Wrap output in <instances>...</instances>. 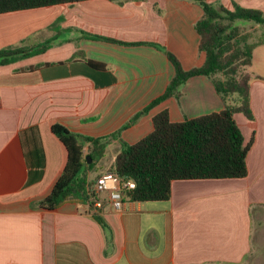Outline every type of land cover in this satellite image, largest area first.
Masks as SVG:
<instances>
[{
	"label": "crops",
	"instance_id": "1",
	"mask_svg": "<svg viewBox=\"0 0 264 264\" xmlns=\"http://www.w3.org/2000/svg\"><path fill=\"white\" fill-rule=\"evenodd\" d=\"M237 1L264 11V0ZM202 15L192 0H83L0 14V49L51 41L0 65V264H264V43L248 67L253 117L235 114L245 142L253 140L245 177L174 180L169 200L124 197L120 210L108 192L93 210L38 205L67 163L54 123L93 137L118 133L97 161L114 147L104 170L121 139L148 135L159 112L183 121L225 107L213 80L199 75L133 121L166 92L175 73L168 53L186 70L205 62ZM57 20L59 29L49 28Z\"/></svg>",
	"mask_w": 264,
	"mask_h": 264
},
{
	"label": "trees",
	"instance_id": "2",
	"mask_svg": "<svg viewBox=\"0 0 264 264\" xmlns=\"http://www.w3.org/2000/svg\"><path fill=\"white\" fill-rule=\"evenodd\" d=\"M79 1L83 0H0V14ZM192 1L203 9L196 29L206 60L203 65L186 70L174 54L168 53L175 73L166 92L139 112L133 121L156 103L177 94L181 85L199 75L213 80L225 107L183 121H172L169 111L164 110L153 117L154 129L148 135L134 143L121 139L120 151L110 170L124 181H135V188L123 191V197L132 201L169 200L174 180L242 178L248 174L247 155L253 140L245 142L235 114L244 112L253 117L248 67L252 64L253 49L264 43V38L249 40L251 34L244 33L236 22L245 20L264 25V11L237 2L229 9L209 0ZM50 43L47 40L32 47L2 48L0 65L41 53ZM51 129L67 149V163L52 191L38 202L39 207L55 209L74 201L89 205L93 210L95 200L99 199L94 191L98 177L89 179L88 172L103 157L109 139L117 138L119 134L93 137L76 133L62 123H54ZM86 143H90V147L85 155ZM92 215L101 226L108 227L100 212L95 211Z\"/></svg>",
	"mask_w": 264,
	"mask_h": 264
},
{
	"label": "built area",
	"instance_id": "3",
	"mask_svg": "<svg viewBox=\"0 0 264 264\" xmlns=\"http://www.w3.org/2000/svg\"><path fill=\"white\" fill-rule=\"evenodd\" d=\"M135 186L136 183L132 179L124 181L114 172H105L96 179L94 191L96 193L108 192L113 207L120 210L123 206V191L135 188ZM94 204L96 207H101L102 201L96 199Z\"/></svg>",
	"mask_w": 264,
	"mask_h": 264
},
{
	"label": "rangeland",
	"instance_id": "4",
	"mask_svg": "<svg viewBox=\"0 0 264 264\" xmlns=\"http://www.w3.org/2000/svg\"><path fill=\"white\" fill-rule=\"evenodd\" d=\"M219 2H221V1L220 0H215L214 4H216V5L220 4ZM228 2H229V4H231L229 9L233 8V2H237L238 3L237 0H228ZM262 2H263V0H262ZM58 22H59V20L54 22L53 25L50 26L49 28H51L53 30L59 29L58 28ZM243 22L246 23L248 21H243ZM241 28L243 29L244 33H250L251 34L250 39H249L251 41H257V40H260V39L264 38V25L256 26L255 22L252 21V22L247 23L245 25H241ZM114 153H115L114 147H109L107 152H106V154H105V157L103 158V160H101L102 164L101 163L97 164V161H96L95 167L92 170V175H93V173L95 175H94V177L92 179H96L98 176L102 175L105 172H112L110 170V168H106V169L102 170L101 167H102V165H106V163H108L109 161H112V159H114ZM106 194H107L106 192H102L101 193V197L103 198Z\"/></svg>",
	"mask_w": 264,
	"mask_h": 264
},
{
	"label": "water",
	"instance_id": "5",
	"mask_svg": "<svg viewBox=\"0 0 264 264\" xmlns=\"http://www.w3.org/2000/svg\"><path fill=\"white\" fill-rule=\"evenodd\" d=\"M88 158H89V163H91L92 162V159L90 158V156H88Z\"/></svg>",
	"mask_w": 264,
	"mask_h": 264
}]
</instances>
